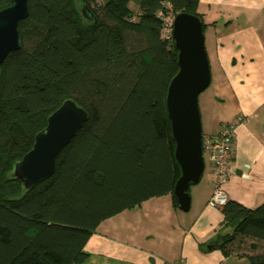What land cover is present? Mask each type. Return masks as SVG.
Listing matches in <instances>:
<instances>
[{
  "label": "trees",
  "instance_id": "trees-1",
  "mask_svg": "<svg viewBox=\"0 0 264 264\" xmlns=\"http://www.w3.org/2000/svg\"><path fill=\"white\" fill-rule=\"evenodd\" d=\"M131 1L29 0L21 48L0 75V264H84L104 220L154 196L172 194L178 207L181 169L166 95L179 68L157 12L169 2L176 14L200 17V0H139L136 12ZM13 4L0 0V11ZM69 99L89 119L55 174L25 189L14 167ZM222 214L232 233L208 249L228 256L237 237H250L256 242L241 241L250 264H264V203L249 209L229 200Z\"/></svg>",
  "mask_w": 264,
  "mask_h": 264
},
{
  "label": "crops",
  "instance_id": "crops-1",
  "mask_svg": "<svg viewBox=\"0 0 264 264\" xmlns=\"http://www.w3.org/2000/svg\"><path fill=\"white\" fill-rule=\"evenodd\" d=\"M198 13L209 35L214 82L210 108H200L203 135L234 124L225 189L229 200L256 209L264 203V0H200ZM206 164L201 181L189 189V211L167 194L104 220L85 246L84 264H250L241 241L253 238L237 237L228 256L218 247L208 249L232 229L223 226L222 209L209 205L215 176Z\"/></svg>",
  "mask_w": 264,
  "mask_h": 264
},
{
  "label": "water",
  "instance_id": "water-1",
  "mask_svg": "<svg viewBox=\"0 0 264 264\" xmlns=\"http://www.w3.org/2000/svg\"><path fill=\"white\" fill-rule=\"evenodd\" d=\"M29 10V0H14L12 6L0 11V75L8 55L21 48L19 23L28 18ZM81 15L91 20L86 7L81 9ZM173 43L179 69L169 83L166 108L175 142V158L181 169L174 196L179 209L189 211V189L201 181L205 170L199 96L212 80L201 18L178 13L174 20ZM88 119V112L72 99L49 116L45 129L36 134L32 149L14 167L13 175L25 189L55 174L58 156Z\"/></svg>",
  "mask_w": 264,
  "mask_h": 264
},
{
  "label": "built area",
  "instance_id": "built-area-1",
  "mask_svg": "<svg viewBox=\"0 0 264 264\" xmlns=\"http://www.w3.org/2000/svg\"><path fill=\"white\" fill-rule=\"evenodd\" d=\"M176 15L169 2H163L162 8L157 12V17L161 20L160 36L165 42H173ZM234 132L233 123H223L218 133L203 135L204 159L211 164L215 176L209 205L216 209H223L229 202L225 186L230 177Z\"/></svg>",
  "mask_w": 264,
  "mask_h": 264
},
{
  "label": "rangeland",
  "instance_id": "rangeland-1",
  "mask_svg": "<svg viewBox=\"0 0 264 264\" xmlns=\"http://www.w3.org/2000/svg\"><path fill=\"white\" fill-rule=\"evenodd\" d=\"M98 2H101L102 0H97ZM138 1L139 0H132L131 3L129 4V7L132 11L136 12L139 5H138ZM204 34H205V38L208 40L209 39V35H207V32H205L204 30ZM207 42H206V46H207ZM213 87H214V82L203 92L200 94L199 96V106L200 108H203L205 105L208 106V109L210 108V103L213 101ZM201 111V110H200ZM210 111H206L205 114H203V118L204 121L206 122L207 119H209V113ZM207 162V161H206ZM205 162V165H207ZM103 230V228L101 229Z\"/></svg>",
  "mask_w": 264,
  "mask_h": 264
}]
</instances>
